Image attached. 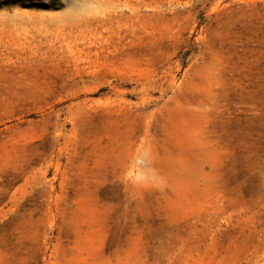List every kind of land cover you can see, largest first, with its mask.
<instances>
[{
  "label": "rangeland",
  "instance_id": "1",
  "mask_svg": "<svg viewBox=\"0 0 264 264\" xmlns=\"http://www.w3.org/2000/svg\"><path fill=\"white\" fill-rule=\"evenodd\" d=\"M0 264H264V0H0Z\"/></svg>",
  "mask_w": 264,
  "mask_h": 264
}]
</instances>
